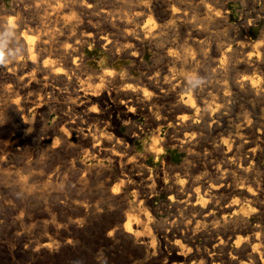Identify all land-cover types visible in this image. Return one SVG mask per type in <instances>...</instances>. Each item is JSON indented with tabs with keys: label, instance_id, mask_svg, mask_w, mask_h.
<instances>
[{
	"label": "bare ground",
	"instance_id": "obj_1",
	"mask_svg": "<svg viewBox=\"0 0 264 264\" xmlns=\"http://www.w3.org/2000/svg\"><path fill=\"white\" fill-rule=\"evenodd\" d=\"M29 1L33 2L31 7L27 5L28 8L25 6L26 0H4L0 2V22L8 21L9 24L14 22L17 25V30L22 41L29 49L28 58L26 60L20 61L16 65H10L7 68H0V126L12 129L15 126L13 125V120L15 121V119L11 120V115L13 116V114H15L20 116L17 127L19 129H16L18 132L11 134L10 129L7 143L1 147L0 166H6L8 163L12 162V160H24L23 157L27 155L26 145L38 135L40 136L42 130L47 136L50 135L48 138H52V152L58 149L62 150L65 147L71 148L81 141L86 147V151H84L85 158H83L89 160L91 164L89 168L92 167L95 170L109 173L110 167L105 164L107 161L115 171L108 183V186L112 184L113 187L111 188L109 186L108 189H111L108 192H110L109 194H111L116 201L120 199L121 201H119L122 202L124 208V210L121 209L123 211L121 215L117 213V215H120L118 218V225L117 227H113L114 229L112 230L118 237L127 239L128 242H132L134 245H137V247L139 246L140 248H138L142 249L147 255L152 253L156 256L155 258L152 257L154 259H163L164 261H162L164 264L166 262L167 264H195L196 262L199 264L193 257L195 254L200 255V246L202 244L204 246L203 249H205L203 253L222 252L227 245L229 248L228 259L230 261H228L230 264H264L263 227L259 223H250L252 218L259 220L264 214V205H261V203L259 207L257 205V202H259L257 200L260 197L257 193L264 194V179L261 180L262 182L258 183L253 180L254 178L252 179L254 172L248 171V168L252 166L255 159H258V156L262 154L263 150L258 143L259 136L255 139L250 136L252 140L249 142L248 140L245 142V140L243 142V136L252 133L255 128H258V134L259 129L261 127L264 128V77L261 76L263 75L262 73H264L262 72L264 71V24L258 29V32L255 33V37L257 36L255 40L250 39V41H248L245 34L238 31L234 32L232 39L230 38L228 40L226 36L228 41H223V44L220 41V43L218 42L219 45L217 43L218 46L215 45L214 48L210 49L209 47L211 45H209V50L205 51V46L203 45L204 41H202L203 43L199 41L200 36L192 34L186 36L184 23L180 24L176 22L178 21L177 18L175 21V17L181 16V14L180 16L177 15L178 8L181 9L179 7L180 4L178 8L172 5L175 0L161 1L160 6L164 9L160 11L162 12L160 16H152V11L146 5L140 8L139 15L124 13L123 11L119 13L120 16L117 20H115L116 17L114 16L117 15L114 14L116 10L113 12V15L107 10H102L96 14L94 11L98 10V6H96L97 8L95 5L93 7L85 0ZM215 4L217 3H214V5ZM165 7L169 8L165 9ZM212 7V9H209L207 6L204 7L206 18L203 17L205 20H222V18H219L220 13H224L221 11V8H219V6ZM127 8L129 9V6L126 7L125 11H127ZM187 8H185V10ZM159 9L161 8L159 7ZM182 9H184V7ZM155 12H157V9ZM253 16H255V13ZM183 17L182 19H185ZM195 19L200 20L201 18ZM252 20L253 19H251V21ZM256 20H259L258 16ZM211 21L209 22L211 23ZM249 22L250 20L248 24ZM189 23L191 24V22ZM195 24H197L196 21ZM219 24H223V21ZM204 27L201 29L204 30ZM216 28L218 27L216 26L215 29ZM223 28H226V26ZM200 32L203 31L200 30ZM175 33L179 35L178 40L167 42L166 39L169 38L171 34ZM161 39L166 42L163 41L164 45H162L163 43L158 45L157 55L163 57L165 64L157 69L153 65L149 66L143 63L140 57L142 56L144 43H151ZM77 40L81 42L77 44ZM5 43H7V47L5 48L6 52L17 54L16 48L20 45L16 42V38L6 35L5 31L0 29V46H3ZM63 44H71L73 47L64 49L62 48ZM207 44L209 43L207 42ZM97 45H101V48L109 53L111 59L123 53L130 54L134 58L132 64H135L136 67H123L117 70L118 68L115 69L112 66L111 59L108 61L103 59L97 68L87 65L82 54L83 47L88 46L92 48ZM46 49L49 50L51 54L45 52ZM197 50L200 51H198L200 55L197 54L199 57L196 56ZM130 51H132L133 54L129 53ZM33 54L37 56V62L35 64L31 60ZM136 54H138V58H136ZM198 58L205 63H202V65H206L207 69L214 67V70L212 68L210 70H213L212 72H218V75H222L220 77H222L224 83L221 82L223 83L220 85L221 92L222 89L229 92L232 85L236 87L235 89L238 88L241 92L247 91V93L254 96L256 103L251 96L254 102L252 113H248L249 111L247 113L243 112L244 114L240 116L237 115L238 113L236 114V112H234L237 115H235L236 117L233 118L231 116L232 118H230V116H228L227 118V116H225L226 113L221 114V111L225 107L220 104L219 101L221 99L219 100V98L211 94H209V97H205V99L202 97L201 99L199 97L201 92L199 91L195 94H187L184 92V77L194 75L198 79H201L198 70L203 68V66L201 65L202 67L200 66L199 68L193 64V60H197ZM41 60L45 62L51 60L52 63H44L42 65L43 71H39L37 67L40 65ZM238 65L244 66L246 70L251 72V75L249 77L242 76L239 77V79H237L238 76H234L233 83L230 84L225 80L228 77L226 76L227 71L232 68L236 70L235 67ZM133 68L136 70L135 72L137 75L133 74ZM109 73H111V75H108ZM101 74H104L106 81H110V83H107L106 87L102 89H97ZM210 74L212 77L214 76L212 73ZM244 74L246 75L245 72ZM208 79L206 81H209ZM212 84L214 85V81ZM216 84L219 85L220 83L218 84L217 82ZM129 85H131V87H129ZM200 86L197 85L196 87L200 88ZM62 87L66 89L64 91H67L68 95H71L70 92H74L75 89L77 90L74 95L75 99L73 97H67V100V98L64 99L62 97L65 101H68L62 103V106L66 107V105H68L70 114H77L79 117L69 118L70 121L66 122L65 117H67V114L65 117L61 115L55 120L56 122L51 128L45 129V132L42 127L45 125L44 112L47 109V103L50 101L51 97L56 94L59 95ZM163 87H167L168 89L162 94ZM211 89L209 90L212 91ZM97 91L99 92L98 95L95 94ZM145 93H151V95L146 96ZM159 93H161V95ZM64 94L65 93H63V95ZM235 94L237 93L235 92ZM238 95L240 97L241 94ZM223 97H225V95ZM55 98L57 97L55 96ZM227 100L228 99L224 101ZM121 101H124V103H121ZM245 101L247 102V99ZM66 108L63 109L66 110ZM93 108L97 110L93 111ZM229 108L231 109V107L228 106V109ZM129 109H135V111H129ZM242 110H244V108H242ZM248 110H250V108ZM144 112L147 121L145 126L139 127L135 124L134 120L138 114L142 115ZM240 113L241 111L239 114ZM222 118H227L223 125L219 122ZM17 119L15 122H17ZM214 120H216L217 123L212 124ZM220 124L222 128H224L222 131L220 130ZM120 126H123L125 131L133 130V135L142 141L141 149L133 153L134 155L131 153L130 149H128V143L134 136L129 137V132L127 134L121 131L118 128ZM161 131L173 133L181 145L186 144L190 146L189 148H193L194 150H200V148H202V151L205 152V158H202V161H198L197 165L194 167H187V169H185L182 164L185 170L179 171L180 168H182L179 167L178 172L176 171V173H173L169 166L171 162L168 163L164 156L166 143L165 140L162 139ZM202 131H205V134ZM47 136L45 137L46 139ZM109 137H111V139H109ZM202 139H205V141L206 139L214 141L212 143L214 145H209L211 146V148L209 147L211 150H207V147L204 145L205 141L203 142ZM175 141L176 140H174V142ZM238 142H243V144L240 143L238 144L240 145L239 147H235ZM49 144L48 146L46 144V146L49 147ZM76 147H78V144ZM231 147H234L231 151L232 155H226V160L222 161L223 157H221V154L217 155L216 151H219L221 148L230 150ZM189 148L187 147V149ZM30 151H32V149H30ZM198 151L196 154L193 153L194 157L195 155H199L200 152ZM44 152L46 153V151ZM50 153L51 152H49V154ZM130 153L132 155L129 157ZM147 158H153L158 165L153 169H145L146 172H144L143 161ZM191 162L190 160L188 166L195 164L193 162L191 164ZM244 162L250 164L246 167V170L241 168L242 165L245 164ZM187 163L188 162H186V164ZM233 163L237 164L236 167L238 171L232 169V166L235 165H233ZM227 166H230L232 170L227 168ZM78 168L80 169L78 171L83 170L84 173L85 169L81 170L80 167ZM86 171L87 170H85V173ZM134 171H138L139 173L134 175ZM99 173L100 172L97 174ZM101 174L102 173H100V175ZM55 177H57L56 173ZM197 177H200V179H197ZM181 181H183V183H181ZM231 181L234 183L239 182L238 192L243 191L245 194V196L243 195V199H237L238 195L236 198L229 195V190L232 188V184H234H231ZM234 185H236V183ZM235 188L233 190H235ZM108 192L106 191V193ZM159 192L167 194L168 204L152 205L151 195L155 198L156 194ZM234 192L235 191H233V193ZM112 197L110 199H112ZM201 199H203V203ZM99 203H97V209H100L98 207ZM110 205L112 206V204ZM81 206L78 205L77 207ZM94 208L91 207V209H88L94 210ZM110 208L108 207V210ZM113 208L111 209L113 210ZM173 208H178L176 212H179L180 214H178L180 216L174 218L172 221H169L167 217L166 219L168 222L166 223L165 221L167 220L164 221L160 218L161 221H164L161 227V221L158 220L159 218L156 219L157 217L155 216L157 211L161 213V209L170 211ZM80 209H83V207ZM215 209L217 212H215ZM100 210H102V208ZM105 210L103 209V211ZM119 210L120 209L117 211ZM206 210L209 211V216L205 215V218L198 219L196 218L197 216H193V213L200 216L206 212ZM211 216L212 219L215 220L213 224L211 223L212 220H210ZM157 220L160 222H157ZM208 220H210L211 225H207ZM157 224L160 225L157 226ZM208 226L209 228H207ZM189 234H193V236H189ZM205 235H208L209 241L207 242L208 239L205 240L203 238L204 241L201 243L200 241ZM193 249L195 254L193 257L191 256V262L188 263L187 257H189ZM234 255L237 256L232 259L231 256ZM150 256L151 255H149V257ZM221 256L222 255H219L217 257L218 260H214L209 256L208 259L211 260L210 264H221V260L223 261ZM201 258L203 259V257ZM144 260L142 262H144ZM147 260H149V258H147ZM204 261H206V259H204ZM153 264L155 263L153 262Z\"/></svg>",
	"mask_w": 264,
	"mask_h": 264
},
{
	"label": "rangeland",
	"instance_id": "obj_2",
	"mask_svg": "<svg viewBox=\"0 0 264 264\" xmlns=\"http://www.w3.org/2000/svg\"><path fill=\"white\" fill-rule=\"evenodd\" d=\"M3 1L4 0H0V2H3ZM85 1L89 2V4L93 7H94V5H95V7L98 6V8L96 7L98 10L96 9L97 11H94V13H96V14H98L97 12H100L102 10H107V11H110L111 14L113 15V12L116 10V12H114V14H117V15H114L116 17L115 20H117L119 18V16H120L119 13H122L123 11H124V13H131V14H138L139 15L140 14V8L142 6H146V5L152 11V14H153L152 16H154V17L160 16L161 15L160 13H162L160 11H163V9H164L163 7L160 6L161 1H163V0H157V1L156 0H85ZM153 1H155V2H153ZM211 1L210 0H201V1L200 0H191V1L190 0H175L174 2L176 4L178 3L177 6L174 2L172 3V5L176 8H178V6L180 4L179 7L181 9L178 8V10H177L178 14L177 15L180 16V14H181V16L175 17V21L178 19V21H176V22H179L180 24L184 23L183 25H184V28L186 29L185 30L186 36L188 34L199 35L200 36L199 41H201V42L204 41L203 45L205 46L204 47L205 51L209 50L210 48H214L218 42L220 43V41L222 43L223 41L224 42L228 41L230 38L232 39L234 32H238V31L244 33L245 36L247 37L248 41H250V39H252V40L257 39V36L255 37V35H256L255 33H257L258 29L261 26H263V24H264L263 23L264 22V19H263L264 18V15H263L264 14V8H263L264 7V1H262V0H232V1L231 0H218V1L217 0H211ZM32 2L33 1L26 0L25 6L27 7V5H28L31 7ZM193 2L194 3L196 2V3L194 4ZM247 2H248V4H247ZM203 3H204V5H203ZM214 3H217V4L219 3V4L214 5ZM135 4H136V6H135ZM150 5H154V6H150ZM200 5L202 8L200 7ZM128 6H129V9L127 8V11H125L126 7H128ZM206 6L209 9L214 8L212 6H215V7L219 6V8H221V11L224 12V13L221 12L220 16H219V18H222V20L221 19H217L216 21H211V19L205 20L206 11L204 12V10H205L204 7H206ZM159 7L161 9H159ZM183 7H184V9H182ZM168 8L169 7H165V9H168ZM185 8H187V9L185 10ZM156 9H157V12H155ZM259 10H261V11H259ZM249 13H250V15L251 14L252 15L250 16ZM254 13H255V16H253ZM185 15H186V17H185ZM257 16L259 17V20H256ZM182 17L185 19H182ZM254 17H255V19H254ZM195 18H199V19L201 18L200 19L201 21L198 19H195ZM251 19H253L254 21L256 20V21L255 22L253 20L251 21ZM120 20H121V18H120ZM249 20H250V22L248 24ZM188 21L191 22V24L193 26ZM192 21H194V22H192ZM195 21L197 24H195ZM207 21H208V23H207ZM209 21H211V23ZM222 21H223V24L220 25L219 23H222ZM202 23L203 24L205 23V24L203 25ZM213 24H214V26H213ZM205 25H208V26H205ZM216 26L218 28L215 29ZM222 26L223 27L226 26V28H223ZM203 27H204V30L201 29ZM200 30H202L203 32H200ZM206 30H207V32H206ZM244 30H245V32H244ZM231 34H232V36H231ZM226 36H227L228 40L226 39ZM178 38H179V35L175 33V34H171V36H169V38H167L166 41L172 42V41L178 40ZM205 39H206V41H205ZM159 41H157V40L154 41L155 44H154V42L144 43L143 49H142V56L140 57V59L142 60L143 63L148 64L149 66L153 65L157 69L160 68L161 66H164V64H165L163 57H160L157 55L158 54L157 49L159 48L158 45H161L164 40L161 39ZM166 41H164V42H166ZM207 42L209 44H207ZM212 43H213V45H212ZM219 43H218V45H219ZM101 45H97V46L92 47V48H89L88 46L83 47L82 54L85 58V62L87 65H89L93 68H97L99 66V63L103 59L106 61L111 59V56L109 55V53L105 52L101 48ZM162 45H164V43ZM209 45H211V46L209 47ZM208 47H209V49H208ZM204 50H203V52H204ZM198 51L199 50H197V53H196L197 57H199L198 55H200V53H199L200 51L199 52ZM154 52H155V55H154ZM129 53L133 54L132 51H130ZM136 56H137L136 58H138V54H136ZM155 59H157V60H155ZM200 59H201V57H200ZM200 59L198 58L197 60L194 59L195 61L193 60L194 66L196 65L197 67L200 68L202 63H204ZM111 60L110 61H111L112 66L115 69L118 68L117 70H120L123 67H136L135 64H132V61L134 60V58L128 53L120 54V56H117L114 59L112 57ZM202 66H203V68L199 69L200 71L197 68L198 73H199L200 78H201L200 80L202 81L205 78H207V79L209 78L208 79L209 81H206L207 79H205L204 81L207 83L202 81L201 86H200V84L198 85V86H200V88H197V89L199 90V89L203 88V91H204V92L199 91V92H201L199 94L200 95L199 97L201 99H202V97H204V99H205V97L206 98L209 97L210 96L209 94L216 96L217 98H219V100L221 99L219 101L220 104L224 105L225 109L227 108L226 111L223 108V110L221 111V114L226 113L225 116H227V118H228V116H230V118H232V117L234 118L237 115L241 116L244 113H247L248 111H249L248 113H252L253 103L254 102L256 103L253 95L247 93V91L241 92L238 88L235 89L236 87H233L232 85L230 87L229 92H227L225 89H222V92H221V90H220L221 86L220 85L224 83V81H222L223 80L222 77H220L222 75H218V72H212L215 69L214 67H210L207 69L206 65H202ZM211 68L213 69L212 71L210 70ZM235 68L237 71L234 68L229 69L227 71L226 76H228V77L225 80H227V82L230 84L233 83L232 81L234 79V76H236V77L238 76L237 79H239V77H242V76L243 77H249L251 75V72L246 70L245 67L242 65H238ZM132 70H133V74L137 75V73L135 72L136 70L134 68ZM244 72L246 73V75L244 74ZM247 72H248V75H247ZM262 72H264V71H262ZM203 73L205 76L203 75ZM210 73H212V75H214L215 77L213 76L214 77L213 78ZM262 74L263 75H261V76L264 77V73H262ZM202 75L205 78H203ZM206 75H207V77H206ZM210 78H212V79H210ZM228 78H229V81H228ZM213 81H214V85L212 84ZM217 82H218V84L219 83L220 84L217 85L216 84ZM221 82H223V83H221ZM208 86H209V88H208ZM210 86L212 87V89ZM167 89H168L167 87H163L161 93L163 94L165 91H167ZM209 89H211L212 91H210ZM62 90H63V92H62ZM64 90H66V89L65 88L63 89V87H62L60 92H59V95L58 94L54 95L53 97H51L50 101L47 103L48 104L47 109L44 112V121H45L44 124L46 126L43 125V127H42V128H44V130L51 128V126H53L55 124V122H56L55 120L58 117H60L61 115L65 117V115L67 114L66 115L67 117H65L66 122L70 121V119H72V118H78L79 117V116H77V114L76 115L70 114V109L68 110V105H66L67 108L65 106H62V103L68 102V101H65L64 99L67 97H73L74 98L75 92L77 90L75 89L74 92L73 91L70 92L71 95H68L67 91H64ZM217 90H219V91H217ZM235 90H237V91H235ZM238 90H239V92H238ZM235 92L237 94H235ZM63 93H65V94L63 95ZM161 93H159V94L161 95ZM214 93H216V94H214ZM238 94H241L240 97ZM224 95H225V97H223ZM55 96L57 98H55ZM226 96H228V97H226ZM251 96L254 99V102H253V99H251ZM241 97H243V98H241ZM226 99H228V100L224 101ZM246 99H247V102L245 101ZM67 100H68V98H67ZM228 106L231 107V109L229 108L230 110L228 109ZM62 107L66 108V110L63 109ZM60 108H61V111H60ZM242 108H244V110H242ZM249 108H250V110H248ZM240 111H241V113L239 114ZM65 112H68V113H65ZM234 112H236V114L237 113L238 114L236 115ZM144 114H145V112L142 113V115L138 114L134 120L135 124L139 127L145 126V124H146L147 118L144 116ZM228 114H230V115H228ZM232 114H234V115H232ZM13 116L11 115V120L15 119V121H16V119L18 118L17 122H15L13 120V122H14L13 125L16 126V127L14 126L15 128L14 127L12 128L13 130L11 128L7 129V127L0 126L1 127L0 128V150H1V147L7 143V141H8L7 139L9 137L10 133L12 134V133L18 132V130H16V129H19L17 127H18V123L20 120V116L15 115V114H13ZM227 118H225V119L222 118L223 120L221 119V121L219 120V122L223 125V123L226 122ZM215 123H217L216 120H214L212 124H215ZM221 124H220V126H221ZM118 128L121 131L126 132L127 134L129 132V137L134 136L131 138V140L128 143V149H130L132 154L141 149L142 141H141V139L136 138V136L133 135L134 134L133 130L132 131L131 130L125 131V128L123 126H120ZM9 130H10V133H9ZM46 130H45V132H46ZM220 130L222 131V130H224V128H222V126H221ZM257 130H258V128H255L252 133H250L246 136H243V138H244L243 142L245 140H246L245 142H247V140L249 142L250 140H252L251 137H253L255 139L257 136H259V142L258 143L261 145V148L263 150L262 154L259 155L258 159H255L252 163V166H250L248 168V171L254 172L252 179L254 178L253 180L257 181L259 183V182H262L261 180L264 179L263 178L264 177V128L261 127L259 129L258 134H257ZM202 132L205 134V131H202ZM43 133L44 132L42 130L40 136L38 135L37 137H35L34 139L31 140L32 142L30 141L26 145L27 155H25L23 157L24 160L23 159L12 160V162L8 163L6 166H0V264H153V262L155 264H164L163 259H159V260L154 259L156 256L153 255L152 253H149L147 255L142 249H139L140 248L139 246H138L139 247L138 248L137 245H134L130 241L128 242L127 239H123L121 237H118L114 232H112V230L114 229L113 227H117L118 218L121 215V213H123L122 210H124V208L122 206L123 205L122 202H120L121 200L117 199V201H116V199H114V197H112L111 194H109L110 192H108L113 187V185L111 184V185H109L111 188L108 189V187H109L108 183L111 180V178L113 177V175H114L113 173H115L114 169H112V166L109 165L110 163L107 161L105 163L106 166L110 167V168L108 167L109 173L99 171V170H95L92 167L89 168L90 167L89 165H91L89 160L84 159L85 158V152L84 151H86V147L83 144V142L81 143V141L79 143L75 144L76 146L78 144V147H76L75 145L73 146L74 148L71 147L73 150L69 147L68 148L65 147L62 150L58 149V150H55L54 152H52V150H51V139L52 138H48V136H50V135L47 136L46 133H44V134ZM46 136H47V139L45 138ZM161 136H162V139H164L165 143H166L164 156L166 157V161L168 163L171 162L169 164V166H170L171 170L173 171V173H176V171L178 172V169H179V167H182V164H183L184 168L187 169V167H192V166L194 167L195 165H197L198 161H202L203 160L202 158H205L204 157L205 152L202 151V148H200V150L199 149L194 150L193 148H189L190 146H188L186 144L181 145V143L178 142V139H176V137L173 135V133H168L167 131H161ZM33 140H34V142H33ZM46 140H47V142H46ZM174 140H176V141L174 142ZM202 140H203V142L205 141V139H202ZM169 141H171V142H169ZM210 142H211V144H210ZM213 142L214 141H212V140L210 141V140L206 139V141L204 142V145L207 147V150H211L210 149L211 146L214 145V144H212ZM243 142H238L235 145V147H239L240 145H238V144H240V143L243 144ZM261 142H263V143H261ZM205 143H207V144H205ZM46 144H47V146L49 144V147H47ZM209 145H211V146H209ZM28 147H29V149H28ZM187 147L191 150L187 149ZM206 147H204V148H206ZM233 148L231 147L230 150L221 148L219 151H216V152H217V155L221 154V157H223L222 161H224V160H226V155L227 156L232 155L231 151ZM30 149H32V151H30ZM66 149H68V150H66ZM76 150H78V151H76ZM188 150H189V152H188ZM28 151H30V152H28ZM44 151H46V153L47 152L48 153L46 154ZM190 151L191 152L193 151V152L191 153ZM197 151L200 153H199V155H197V156L195 155V157H194L193 153L196 154ZM201 151H202V153H201ZM49 152H51L50 153L51 155L49 154ZM76 153H77L78 157L76 156ZM131 153L129 154V157L132 155ZM190 153L192 154V157H191ZM200 154L201 155L203 154V155L201 156ZM195 158H197V159H195ZM198 158H199V160H198ZM77 159H78V161H77ZM190 160L192 162L195 160L193 162L195 164L193 165L191 162L192 165L188 166L190 163ZM185 161L188 163L186 164ZM143 163H144V170L145 169L146 170L153 169L156 165H158V163L153 158H147L143 161ZM244 163L246 165L243 164L241 168L243 170H246V167L250 164H248V162H244ZM83 164L85 167L83 166ZM254 164H255V166H254ZM233 165L234 166H232V169L233 170L235 169L234 171H238L237 167H236L237 164L233 163ZM256 165H258V166H256ZM77 166L80 167L81 170L82 169L87 170L86 173H85V170H84V173H83V170L78 171L80 169ZM184 168L183 167L180 168L179 171L185 170ZM227 168L230 169V166H227ZM232 169H230V170H232ZM254 169H255V171H254ZM146 170L144 172H146ZM87 172H88V174H87ZM91 172L95 173V174H92ZM98 172H100L102 174L101 175H100V173L97 174ZM55 173H56L57 177H55ZM89 173H91V174H89ZM138 173H139L138 171H134V175H136ZM232 183H234V182L231 181V184ZM235 183L238 187L236 185H234ZM235 183L232 184V186L230 184V186L232 188L229 190V195L234 196L235 198L238 195L237 199H243L244 198L243 195L245 196V194L243 193V191H239L240 193L238 192L239 182H235ZM102 184L104 187L102 186ZM98 185H100V186H98ZM230 186H229V188H230ZM100 188H101V190H100ZM234 188H235V190H233ZM106 191L108 193H106ZM233 191H235L234 193L236 195L233 193ZM257 192H259V191H257ZM106 194H107V196H106ZM257 194H258V196H260L257 200V201H259V202H257V205L259 207L260 203H261V205H264V194L263 195H262V193L261 194L257 193ZM166 195L167 194H165L164 192L157 193L155 198L153 195H151L152 196L151 197L152 205L157 206L158 204L159 205L160 204H168ZM105 196H106V198H105ZM111 197H112V199H110ZM83 198H85V199H83ZM229 200H230V198H229ZM117 202H119V203H117ZM97 203H99L98 207L100 209L102 208V210L97 209ZM109 203L112 204V206ZM94 204H96V205H94ZM76 205L77 206L82 205L81 207H83V209H80L81 207H77ZM100 206H102V207H100ZM110 206H111V208L114 207L113 210H115V211H113L110 208ZM87 207L90 209H91V207H93V208L95 207V208H94V210H90ZM108 207L110 208L109 210H108ZM103 209L104 210L106 209V210L103 211ZM118 209H120V210L122 209V210L121 211L119 210L120 211L119 212V211H117ZM216 209H215V212H217ZM87 211L88 212L90 211V212L89 213H83V212H87ZM161 211H162L161 213L157 211L158 214L156 213V215H155L157 217L156 219L159 218L158 220H160V218H161L164 221L167 219H169V221H172L174 218H177L180 216L179 215L180 213L178 212L179 213L178 214L176 212V211H178V208H173L170 211H168V210L165 211V209H161ZM115 213H116V215H115ZM117 213L120 215H117ZM164 213H166V214H164ZM204 213L201 214L200 216H198L195 213H193L194 215L193 214L192 215L197 216L196 218H198V219H202V218H205V215L209 214V211L206 210V212H204ZM173 215H175L176 217ZM99 216H101V217H99ZM210 218H211L210 220L213 221V222L211 221V223L213 224L215 222V220L212 219V216ZM158 220H157V222L161 221V220L160 221H158ZM210 220L207 221V225H211ZM78 221H80V222H78ZM103 221H104V223H103ZM164 221H161L160 223L162 224ZM72 222L75 224H73ZM166 222H168V220L165 221V223ZM250 223L251 224L259 223V224H261V226L263 227V230H264V214H263L262 218L259 220L252 218ZM66 224H67V226H66ZM113 224L116 226H114ZM159 225L157 224V226H159ZM162 226H163V224L161 225V227ZM207 228H209V226ZM55 232L57 233V235ZM189 236H193V234L192 235L189 234ZM203 238L205 240L208 239L207 242L209 241L208 235H205V237H202V239L200 241L201 243H202V241H204ZM115 239H117V240H115ZM122 240H124V241H122ZM33 242H35V243H33ZM19 243H20V245H19ZM33 245H35V246H33ZM201 246H200V248H201L200 249L201 250L200 255H196L194 253V249L191 250V254L189 255L190 258L187 257L188 263L191 262V259H192L193 255L195 254L193 259H196L199 262V264H208L209 261H210L209 262V264H210L211 260L208 259L209 256H211L210 258H213L214 260H218L217 257L219 255H222L221 259H223V261L225 262L224 263L221 260V264H230L229 263L230 260L228 259L229 258V255H228L229 254V248L227 245L224 247V249H223L224 251L221 250L222 252H219V251L215 252L216 256H215L214 252H207L208 254L206 252L203 253V251H205V249H203L204 248L203 244ZM135 247H137V248H135ZM104 249L107 251H105ZM149 255H151L150 256L151 259H150ZM207 255H209V256H207ZM146 256H148V257H146ZM236 256L235 255L231 256V258L234 259V257L236 258ZM152 257H154V258H152ZM201 257H203V259ZM147 258H149V260H147ZM129 259H130V261H129ZM204 259H206V261H204ZM143 260H144V262H142ZM133 261H135V262H133ZM165 264H167V262ZM195 264H197V262Z\"/></svg>",
	"mask_w": 264,
	"mask_h": 264
},
{
	"label": "clouds",
	"instance_id": "obj_3",
	"mask_svg": "<svg viewBox=\"0 0 264 264\" xmlns=\"http://www.w3.org/2000/svg\"><path fill=\"white\" fill-rule=\"evenodd\" d=\"M0 29H3L6 33V35L9 36H14L16 38V42L20 45L19 47L16 48V53L17 54H12L10 52H6L5 48L7 47V43H5L3 46H0V68H7L10 65H16L18 64L20 61L26 60L28 58V53H29V49L28 47L24 44V42L22 41L20 34L17 30V25L12 22L11 24L7 22H0ZM81 41L77 40L76 43L79 44ZM73 45L71 44H63L62 48L64 49H69L72 48ZM45 52H48V54H51V52L49 50H45ZM31 60L32 62L35 64L37 62V56L35 54H33L31 56ZM44 63L47 64H51L52 61H40V65L37 67V70L39 71H43V67L42 65ZM23 66V65H21ZM108 75H111V73H109ZM110 83V81H106L104 74H101L100 76V83L97 85V89H102L104 87H106V84ZM202 81L200 79H198L196 76L192 75V76H186L184 77V83H183V90L185 93L187 94H195L197 91H203V89H197V85L201 84ZM129 87H131V85H129ZM135 90V89H134ZM95 94H99V92H95ZM146 96H150L151 93H145ZM121 103H124V101H121ZM93 111H96L97 109L93 108ZM129 111H135V109H129ZM159 118V117H157ZM109 139H111V137H109ZM197 179H200V177H197ZM181 183H183V181H181ZM201 202L203 203V199H201Z\"/></svg>",
	"mask_w": 264,
	"mask_h": 264
}]
</instances>
